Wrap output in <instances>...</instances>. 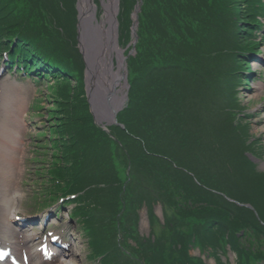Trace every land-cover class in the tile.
Listing matches in <instances>:
<instances>
[{
    "label": "rangeland",
    "instance_id": "1",
    "mask_svg": "<svg viewBox=\"0 0 264 264\" xmlns=\"http://www.w3.org/2000/svg\"><path fill=\"white\" fill-rule=\"evenodd\" d=\"M37 3L46 6V10L50 12L49 23L47 20H33L31 22L34 24L38 30H41L42 34L48 39H52L56 42L59 48H65L74 63L81 64V57L78 51V43L76 37L78 35V28L76 23H78V9L77 0H35ZM95 4H99L98 13L102 11L100 8L99 0H94ZM119 26H120V37L121 43L125 45L129 41L130 31L132 29V12L134 7L136 9L137 15L139 17L140 25V41L138 43L137 49L138 53L133 58H130L129 65H133V69L145 61V54H148L147 42L150 40L154 46L160 45L162 48L161 57H172L173 59H184L185 62L180 63L179 69L169 70V80L175 79L180 85L183 81L186 83L188 88L187 92L189 94L188 99L191 104H194L195 111L201 107L203 108L202 114L208 110V105L213 102L219 94L218 86H207L206 81L203 80V75L199 72V79H197V74L190 73V68L196 71H203V68H210L212 63L202 60L200 54L207 49L208 36L212 34V22L211 19L205 17L206 14H210V11L204 6V0H119ZM29 6V0H13V5L15 8L19 9L22 7ZM97 4V5H98ZM175 5L176 16L172 18L171 21L165 22L167 19L173 16V7ZM114 13V10H111ZM103 16V15H101ZM102 18V17H100ZM176 18L175 24H177V35H178V49L176 48H166V42L168 38L175 39V27L174 19ZM213 21V19H212ZM214 22V21H213ZM148 32L150 34L148 35ZM122 45V46H123ZM213 45V44H212ZM264 49V46H263ZM138 58L134 59L135 57ZM86 70V69H85ZM84 70V74H85ZM189 74L192 76V80L196 82V88L192 90V84H188ZM80 85L75 90V94L81 99L84 106H88V97L86 93V74L79 73ZM246 87V86H245ZM241 85L240 97L242 101L249 103L252 106L255 105L252 98L255 95L253 90L245 89ZM202 89L205 92H202ZM180 93L182 87L179 88ZM194 95V96H192ZM39 119V118H37ZM254 125V124H253ZM211 128V127H210ZM254 131L258 130V127L254 125ZM131 152V151H130ZM124 158V154L121 155ZM262 162L259 164L261 168ZM116 167L120 168V174L125 173L126 165L122 160L115 164ZM264 168V167H262Z\"/></svg>",
    "mask_w": 264,
    "mask_h": 264
},
{
    "label": "trees",
    "instance_id": "2",
    "mask_svg": "<svg viewBox=\"0 0 264 264\" xmlns=\"http://www.w3.org/2000/svg\"><path fill=\"white\" fill-rule=\"evenodd\" d=\"M224 15L226 20L229 21L231 18V10L228 2H226V6L224 8ZM215 22L219 25L218 30L225 29V27L221 26L223 24L220 25V21L216 20ZM165 44L166 48H179L178 43L174 44L172 38H168ZM154 48V54L162 53V48L160 47V45ZM145 61H148L147 56H145ZM145 61H142L141 63H145ZM165 76L166 77L161 80L154 89L152 99L154 103H156L157 100H159V103L165 101L172 102L173 98L169 94V92H171V94H174L179 90L180 87L184 88V86L186 85L184 81L180 85L176 82L175 79L168 81L169 75L166 74ZM194 87L195 86L193 85V88ZM139 104L135 106L136 109H134L132 114H128L124 119V121L129 123L131 122V124H133L131 126V131H134L138 134H140L142 128L141 118L139 117V114L143 115L144 113V111H138L140 109ZM183 116L188 123L187 131L184 128H176L174 136L170 135L166 131V129H164V134L168 137L169 141L164 145H154L152 146V148L147 150L142 149V153L146 152L145 157L143 156V166L138 174L135 175V177L144 180L151 189L153 187V184L148 177H150V174L153 171L157 170L153 169V161L155 162L156 166L160 167L161 165H163L164 159H167L170 162L174 161L175 163H177L180 169L184 167L188 169L185 161L188 156H191L196 163L191 167L194 172L190 170L188 173L192 174L196 178L199 177L207 185V187H213L217 189H219L220 187L226 188L227 190L234 192L236 195L240 196V199L243 201L249 197V199L251 198L256 203H258L261 200V195H264V180L260 179L259 174L254 177L252 173L248 171L245 164L241 165L240 162L237 161L236 157L238 154L237 148L240 147L239 143L230 144V146L225 145V140L220 135V132L225 130L227 126L219 124L216 128H210L207 123L202 120V117L197 112H185ZM161 117H163L162 126L164 128L169 127L170 124L174 121L173 118L169 117V114L164 112H162ZM175 124H177V122H175ZM81 125L83 132L82 137L86 139V141L91 143L92 137L88 136V132L86 131L84 124L81 123ZM87 146L88 145L86 143L79 142L75 144H68L67 148H65L67 150L69 149L72 152H79L87 148ZM137 149L130 148L129 151H132L134 153V151H137ZM202 150L204 152L203 156L201 155ZM171 155L176 158L171 160ZM139 160L141 161L142 159L139 158ZM196 174L198 177L196 176ZM110 178L111 183H108V187L106 188L107 195L109 194V199H104V201H106L105 210H102V220H104L105 222L107 220L114 219L115 214H117L119 211L120 204L112 197V192H118L120 190L119 188L121 184L124 182V180L117 175L110 176ZM88 181L91 183H97L103 180L99 174H93ZM187 186L189 187L185 188V190H178L173 185V182L168 176L166 177L165 183L162 185L165 190H163L161 194H153V197L161 202H164L165 206L171 208L173 214L179 217L180 206L189 204V202L186 200V197H197L193 193H196L199 190L201 194V190H203L199 185H195L199 189H192L191 193L190 184ZM140 191V194H144L143 190ZM198 197L202 196L198 195ZM167 222L168 224H166V227L170 228L169 232H171L172 229H174L176 221L175 219H170L169 221L167 220ZM164 239L168 240L166 236L159 235L158 244ZM141 241L142 240L138 239L136 243H140ZM147 260L148 258L144 259L145 264Z\"/></svg>",
    "mask_w": 264,
    "mask_h": 264
},
{
    "label": "bare ground",
    "instance_id": "3",
    "mask_svg": "<svg viewBox=\"0 0 264 264\" xmlns=\"http://www.w3.org/2000/svg\"><path fill=\"white\" fill-rule=\"evenodd\" d=\"M114 0H103V4L106 8V11L102 13L103 16L100 19V22H95L92 20L91 15H93L92 5L87 0H81L80 2V18H79V36L81 41V47L84 51L86 61L88 63L87 67V77H86V86L88 89V97L90 101V108L94 114V117L99 122H107L110 118L109 110L110 106L114 100L108 102L110 94L112 93V85L111 82L113 79L119 74V68H116L115 71L112 70L110 64L111 55L118 54V50L116 48H112L110 42V25H111V10L114 5ZM108 25L106 26V24ZM106 26V27H105ZM15 83H13L14 85ZM12 85V86H13ZM263 84H258L255 86L256 90L262 89ZM12 88V87H11ZM14 101H18L17 108L13 106L12 108H8V111L17 112L19 115L25 114L22 108L26 104L25 100V92L23 91L19 95H15L12 97ZM114 99V97L112 98ZM24 124V121L17 127L16 131L9 130L4 131V129H0V145L4 141L5 146L11 147L13 145V138L16 136V133L20 129V127ZM12 133V135H11ZM13 148L11 147L9 155L4 160H0L1 169L4 168L5 171L7 168H10L14 171V165L17 164L18 160H20V152L17 150L16 153L11 157L13 153ZM7 172V171H6ZM11 178H8L5 174L2 178H0V196L6 198L8 201L11 200L7 198V190L9 184H11ZM2 214V213H1ZM0 214V216H1ZM53 214V213H51ZM46 215V214H45ZM15 235V234H13ZM9 238V237H8ZM76 254L72 252L71 257L72 260H65V257H61V261L65 264H78L75 259Z\"/></svg>",
    "mask_w": 264,
    "mask_h": 264
},
{
    "label": "water",
    "instance_id": "4",
    "mask_svg": "<svg viewBox=\"0 0 264 264\" xmlns=\"http://www.w3.org/2000/svg\"><path fill=\"white\" fill-rule=\"evenodd\" d=\"M81 0H78V3L80 4ZM89 1V3L92 5V9L94 10L95 9V5L92 4V0H87ZM114 5H115V10L117 9V6H118V3H117V0H115L114 2ZM135 14V13H134ZM136 15V14H135ZM91 18L92 20L95 22L96 20V16H93L91 15ZM136 23H137V18L136 16L134 17V23H133V27H132V33L135 35L136 34V29H137V26H136ZM117 19H116V15H114V13H112V19H111V25H110V42H111V46L112 48H115L116 45H117ZM110 64H111V67H112V62H111V58H110ZM119 79H120V76L119 74H117V76L113 79V81L111 82V85H112V93L110 94V97L108 99V102H111L112 100H114L110 106V111H113L115 112L120 106L121 104L123 103V97L118 95V90L116 89V84L119 82ZM125 80V78H124ZM114 97V99H112Z\"/></svg>",
    "mask_w": 264,
    "mask_h": 264
}]
</instances>
